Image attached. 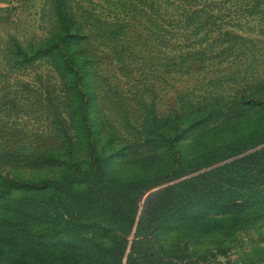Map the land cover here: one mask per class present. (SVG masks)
<instances>
[{
    "label": "trees",
    "instance_id": "1",
    "mask_svg": "<svg viewBox=\"0 0 264 264\" xmlns=\"http://www.w3.org/2000/svg\"><path fill=\"white\" fill-rule=\"evenodd\" d=\"M111 3L121 12L107 21L80 0H44L45 35L10 49V69L27 71L43 62L58 82L39 89L26 83V93L38 95L45 108L43 140H4L26 132L9 123L15 99L0 102V264H208L209 253L226 258L225 246L184 256L165 247L160 237L180 226L194 238L227 234L255 210L264 211V146L243 154L264 143V131L259 133L264 124L255 127L256 138L244 133L222 150L182 156L183 143L196 131L199 135L201 128L230 118H224V108L246 122L250 112L264 111V80L253 86L244 74L237 75V95L229 100L212 95L192 102L184 92L178 101L186 114L175 112L154 123L146 137L131 143L109 126L98 102L100 93L112 90L101 74L100 54L119 72L137 55L127 40L124 10L143 19L157 48L179 53L166 57L170 63L183 65L189 58L203 59L214 45L247 50L242 42L248 40L228 27L234 19L263 20L264 0ZM202 45L209 49L198 48ZM149 140L163 144L166 154L159 162L153 160L160 146L151 149ZM144 146L145 151L138 150ZM137 245H142L138 252ZM261 257L255 264H264Z\"/></svg>",
    "mask_w": 264,
    "mask_h": 264
},
{
    "label": "rangeland",
    "instance_id": "2",
    "mask_svg": "<svg viewBox=\"0 0 264 264\" xmlns=\"http://www.w3.org/2000/svg\"><path fill=\"white\" fill-rule=\"evenodd\" d=\"M80 1L103 20L113 21L112 16L121 12L114 9L112 0ZM43 3L44 0H0V102L6 97L14 98L16 102V107L10 109V117H3V120L5 122L9 117L13 128L26 132L18 136L6 135L4 140L45 138L44 135L41 136V133H46L43 132L46 124L45 108L41 107L42 103L39 104L38 95L26 93V83L29 88L33 86L39 89V86L47 83L56 84L57 78L51 68L43 62L27 71L23 68L10 69L13 56L9 53L17 44L26 47V43L40 40L45 35L46 26L41 20ZM119 6L117 5L118 8ZM123 17L128 24L127 40L137 55L128 68L119 72L115 62L106 54H100L101 74L112 90L100 93L98 99L101 115L109 126L114 127L123 142L131 143L136 136L146 137L147 130L152 129L154 123L171 119L175 112L179 115L186 114L178 101L180 94L184 92L191 94L188 98L192 102L203 101L212 95L229 100L237 95V75L244 74L251 85L258 80H264V19H234L230 23L232 26L228 29L250 41L242 42V45L248 47L247 50L233 48L225 51L223 48L227 45H214V49L211 48L212 51L207 52L203 59L189 58L183 65H174L166 57H176L179 53L157 48L149 38L147 28L142 24L143 19L137 13L124 10ZM145 25L150 28V25ZM198 48L209 49L205 45ZM222 51L225 52L222 54ZM235 54L238 55L235 57ZM213 55L215 57H212ZM28 101L34 104L30 105ZM222 112L226 113L224 118H230L217 125L201 128L199 135L196 131L183 143L182 156L197 157L203 152L200 153V150H222L226 144L237 141L236 138L244 133H248L250 138H256L255 127L264 124V111L250 112L247 122L243 119L237 120L232 110L224 108ZM0 116H4V111L0 110ZM161 128L159 127L157 133ZM262 131L264 125L259 128V133ZM143 141L139 140L140 144ZM149 143L151 149L160 146L158 156L153 160L155 163L159 162L166 154L160 150L163 145L161 140H149ZM263 146L264 143L259 144L243 154ZM146 148L139 147L138 150L143 152ZM134 166L135 163H132L129 168L133 170ZM24 174L26 175V172ZM35 174L28 173L29 176ZM175 181L162 183L150 191ZM261 212L264 211L255 210L244 225L227 234L209 233L194 238L188 235L185 227L180 226L162 235L160 242L167 248H175L184 256L193 250L215 252L218 246H225L228 252L226 258L218 255L214 257L209 253L208 264H255L257 258L264 255V213ZM185 247H188L187 251ZM137 248H142V245H137ZM129 250L128 247L127 252Z\"/></svg>",
    "mask_w": 264,
    "mask_h": 264
}]
</instances>
